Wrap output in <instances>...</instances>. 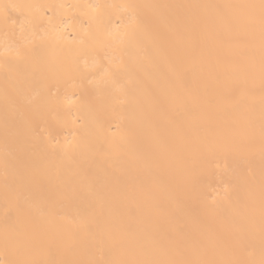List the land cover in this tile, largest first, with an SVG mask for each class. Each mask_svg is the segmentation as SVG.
Wrapping results in <instances>:
<instances>
[{"label":"bare ground","instance_id":"1","mask_svg":"<svg viewBox=\"0 0 264 264\" xmlns=\"http://www.w3.org/2000/svg\"><path fill=\"white\" fill-rule=\"evenodd\" d=\"M0 264H264V0H0Z\"/></svg>","mask_w":264,"mask_h":264}]
</instances>
